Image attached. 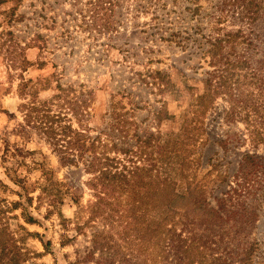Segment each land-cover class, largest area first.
Masks as SVG:
<instances>
[{"label": "rangeland", "instance_id": "obj_1", "mask_svg": "<svg viewBox=\"0 0 264 264\" xmlns=\"http://www.w3.org/2000/svg\"><path fill=\"white\" fill-rule=\"evenodd\" d=\"M70 2L22 0L13 16L15 2L0 5V218L17 238L18 225L38 234L25 241L42 255L29 264H264V0H125L117 20H70ZM23 79L49 80L39 101L55 80L71 84L50 106L58 126L95 136L119 120V147L130 145L111 154L120 166L144 168L153 188L191 187L215 223L183 208L174 233L150 239L152 200L94 207L81 165L64 164L19 108L31 98ZM147 133L164 147L141 149ZM191 233L197 250L183 242Z\"/></svg>", "mask_w": 264, "mask_h": 264}, {"label": "trees", "instance_id": "obj_2", "mask_svg": "<svg viewBox=\"0 0 264 264\" xmlns=\"http://www.w3.org/2000/svg\"><path fill=\"white\" fill-rule=\"evenodd\" d=\"M9 1L16 3V6L10 10V14L13 16L18 4L22 0H0V5ZM124 2L125 0H71L70 3L73 5V11L67 15L70 20H117L119 13L117 10ZM103 29L106 32L115 30L113 24L109 22L104 23ZM38 48L42 51L40 47ZM23 64L26 67L33 65L27 61H24ZM45 64V61L37 62V67L39 69L43 68ZM159 77L161 76L159 75ZM54 83L57 94L49 101H39V92L51 89L49 80L44 79L33 82L31 79H23V82L19 85V95L22 96L25 89L29 87L31 98H29L26 104H21L19 108L27 107L29 109V120H33L42 134L53 141L51 145H53L64 164L72 166L81 165L85 174L89 176L87 187L94 192L93 196L96 201L93 205L94 207L102 205L103 202L107 203L109 200L119 202L121 199H124L125 201L123 202L128 205V210L131 209L133 212L135 206L131 204L134 199L141 197L139 198L141 200L144 198L152 200L150 206L146 202L145 213L143 212V214H151L148 219L146 218L147 223L145 226L146 233L150 236V239L159 235L163 229L169 234L174 233L175 223L173 222V218L179 215L178 212L180 213L183 208L185 209L184 213H196L206 218V222L208 220L210 225L215 223L214 217L217 216L215 210L210 208L205 200L197 196L191 187L185 188L183 192H178L175 189L164 187L168 182L162 181L161 187L153 188L152 183L142 179V172L145 171L144 168H139L138 166L129 167L126 164L120 166L119 159L111 156V154L120 151L124 155H127L130 152V148H128L130 145L125 149L119 147L118 140L120 139V135L122 133L127 135L128 133L127 130L124 131L123 129L114 127L120 124L119 120L113 122V125L112 123L109 124L108 128L100 130L95 136L88 135L87 130L72 129L70 124L58 126L62 121V115L60 112L50 114V106L53 105L54 100H59L68 90H72L73 86L71 84L64 85L59 80H55ZM157 116L159 121L164 118L170 119L164 110L157 112ZM111 118H114L112 117V113ZM136 137V143H141V149L143 150L154 146L162 149L165 145L159 144V135L154 136L151 133H147L146 138H144L145 134L142 136L136 135ZM248 158L250 157L245 156V159ZM30 200L31 198L27 199L28 202ZM58 203H60L59 200ZM22 207L23 204L21 202H14L12 210L21 209V218L26 224L36 223L35 219L26 214V210ZM149 207H151L150 210L148 209ZM186 210L191 212H187ZM154 213L157 214L154 215ZM184 213L180 214L183 215ZM135 219V224L141 223L140 217H136ZM17 230L20 233V237L18 238L15 237V232H11L8 225L0 218V264H29L32 256H42L30 251L27 248V244H25L28 238L38 237V234L28 232L22 225H18ZM190 236L183 241L189 244L186 249L197 250V245L194 244L193 246L191 243L193 239L192 233ZM176 238L181 239V234H177ZM46 246L45 250L47 249ZM185 261L186 259H184ZM185 263L193 264V259ZM31 264L43 263H36L34 261Z\"/></svg>", "mask_w": 264, "mask_h": 264}]
</instances>
